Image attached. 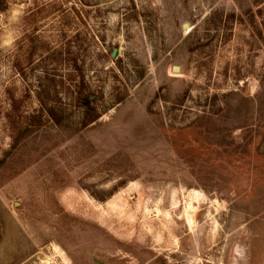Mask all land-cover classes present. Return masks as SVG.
I'll use <instances>...</instances> for the list:
<instances>
[{
    "label": "rangeland",
    "instance_id": "374dc122",
    "mask_svg": "<svg viewBox=\"0 0 264 264\" xmlns=\"http://www.w3.org/2000/svg\"><path fill=\"white\" fill-rule=\"evenodd\" d=\"M5 3L0 264H264V0Z\"/></svg>",
    "mask_w": 264,
    "mask_h": 264
},
{
    "label": "trees",
    "instance_id": "16d2710c",
    "mask_svg": "<svg viewBox=\"0 0 264 264\" xmlns=\"http://www.w3.org/2000/svg\"><path fill=\"white\" fill-rule=\"evenodd\" d=\"M6 8L5 0H0V12L4 11Z\"/></svg>",
    "mask_w": 264,
    "mask_h": 264
},
{
    "label": "water",
    "instance_id": "95a60500",
    "mask_svg": "<svg viewBox=\"0 0 264 264\" xmlns=\"http://www.w3.org/2000/svg\"><path fill=\"white\" fill-rule=\"evenodd\" d=\"M115 55H116V52H115ZM174 70H175V71H177V70L179 71V70H180V67L175 66V67H174Z\"/></svg>",
    "mask_w": 264,
    "mask_h": 264
},
{
    "label": "bare ground",
    "instance_id": "6f19581e",
    "mask_svg": "<svg viewBox=\"0 0 264 264\" xmlns=\"http://www.w3.org/2000/svg\"><path fill=\"white\" fill-rule=\"evenodd\" d=\"M176 72H180V70L179 71L177 70Z\"/></svg>",
    "mask_w": 264,
    "mask_h": 264
}]
</instances>
